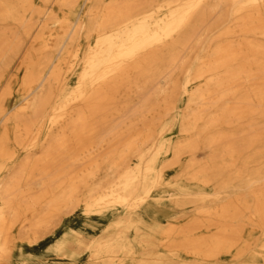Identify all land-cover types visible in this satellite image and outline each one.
<instances>
[{
    "label": "bare ground",
    "instance_id": "1",
    "mask_svg": "<svg viewBox=\"0 0 264 264\" xmlns=\"http://www.w3.org/2000/svg\"><path fill=\"white\" fill-rule=\"evenodd\" d=\"M256 233L264 0H0V264H260Z\"/></svg>",
    "mask_w": 264,
    "mask_h": 264
},
{
    "label": "rangeland",
    "instance_id": "2",
    "mask_svg": "<svg viewBox=\"0 0 264 264\" xmlns=\"http://www.w3.org/2000/svg\"><path fill=\"white\" fill-rule=\"evenodd\" d=\"M11 107H13V104H11ZM236 137H240V135H236ZM209 152L206 150H201L197 153V161L198 162H203L207 156H208ZM209 190V189H208ZM236 193V189H232V197L233 195H235ZM180 211H182L183 213H190L191 216L194 215V211L196 210V204L195 203H188L184 206V208H179ZM177 222H180L182 223L183 220L180 219L178 220ZM264 237L260 234V233H256L254 236H253V239L252 241L254 242V244H257L259 245L261 243V241H263ZM260 264H264L262 259L260 258ZM217 264H236V259H234L232 257V255H223V256H220L217 260H216Z\"/></svg>",
    "mask_w": 264,
    "mask_h": 264
}]
</instances>
